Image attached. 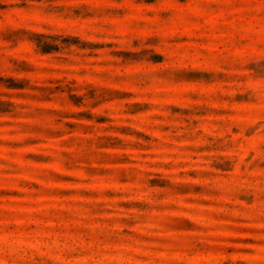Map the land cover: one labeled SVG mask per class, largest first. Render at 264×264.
I'll list each match as a JSON object with an SVG mask.
<instances>
[{"label":"rangeland","instance_id":"1","mask_svg":"<svg viewBox=\"0 0 264 264\" xmlns=\"http://www.w3.org/2000/svg\"><path fill=\"white\" fill-rule=\"evenodd\" d=\"M0 264H264V0H0Z\"/></svg>","mask_w":264,"mask_h":264}]
</instances>
